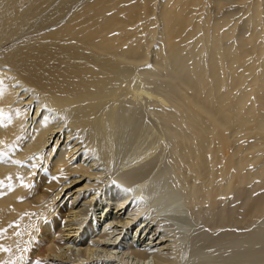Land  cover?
I'll use <instances>...</instances> for the list:
<instances>
[{
    "label": "bare ground",
    "instance_id": "obj_1",
    "mask_svg": "<svg viewBox=\"0 0 264 264\" xmlns=\"http://www.w3.org/2000/svg\"><path fill=\"white\" fill-rule=\"evenodd\" d=\"M214 260L264 262V0H0V264Z\"/></svg>",
    "mask_w": 264,
    "mask_h": 264
},
{
    "label": "rangeland",
    "instance_id": "obj_2",
    "mask_svg": "<svg viewBox=\"0 0 264 264\" xmlns=\"http://www.w3.org/2000/svg\"><path fill=\"white\" fill-rule=\"evenodd\" d=\"M220 5H223V3H221ZM45 25L47 26V23ZM37 31L30 30L26 34L32 35L34 32H37ZM144 102H145V100L142 103H144ZM142 105L144 106V104H142ZM146 106H147L146 107L147 109L144 108L143 110H141L139 112L136 111L132 115V117H131L132 122H131L130 126H128L126 129V132L129 133V135L131 134L130 139L128 140V143H127L125 149H123L119 152L117 151L118 154L115 152V158H113L114 162L112 161V167H111L110 173H112L114 175L117 173L116 175H119V173H121V172H119L120 170L123 171L126 169L127 170L132 169V167L135 168L136 162L141 163L139 166L146 163V167L143 168L146 173H144V176L142 175V178L147 177L148 179H153L158 173L164 172L165 169L166 170L168 169L167 166H168L169 148H168V146H166L167 139L165 138L166 137V131H165L164 125H163V123L160 124V122H159L160 120L153 114L151 109L150 110L148 109L149 105H146ZM72 139H74V138H72ZM74 142L79 143V139L76 140V138H75ZM164 142H165V144H164ZM154 147H156V148H154ZM151 149H152V151H151ZM161 152H162V154H161ZM147 154H149V155H147ZM154 155H155V157H154ZM149 157H150V159H149ZM152 159H154V161H152ZM147 160L150 162L151 165H149ZM160 161L162 164L160 163ZM131 162H132V164H131ZM136 165L138 167V164H136ZM111 175H107V177H109V176L113 177L114 176V175H112V176ZM89 193H90V191L85 192V195H88ZM90 194H92V193H90ZM90 194H89V197L92 196ZM114 210L115 209H112V211L115 213L116 210L115 211ZM101 212H102L101 210H97L95 213H96V215L99 216L101 214ZM113 212H112V214H114ZM110 214L108 213V215H110ZM117 214H122V213L117 212ZM195 229H196V226H195V228L194 227L192 228V231H195ZM216 229H217V231H216ZM244 229L246 230V228H242V229L239 228V229H237V231L240 230L238 232H245ZM209 230L212 233H214V232L216 233L219 231L218 228H211ZM126 237H128V238L132 237L131 233L128 232V235ZM195 250H197V248ZM189 251H192V249H190ZM100 252L101 251L97 252V254L95 255L96 258L101 257ZM81 253L84 257L88 256L87 250L86 251L84 250ZM193 260L195 262H199L201 260L202 261L206 260V258L201 259L200 257H195V258H193ZM188 263L190 264V262H188ZM81 264H84V263H81ZM212 264H223V263L220 260H214ZM236 264H251V263L239 262ZM257 264H264V262L263 263H257Z\"/></svg>",
    "mask_w": 264,
    "mask_h": 264
}]
</instances>
